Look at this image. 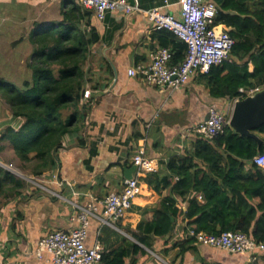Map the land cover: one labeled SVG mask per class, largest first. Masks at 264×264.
<instances>
[{
  "label": "crops",
  "instance_id": "crops-1",
  "mask_svg": "<svg viewBox=\"0 0 264 264\" xmlns=\"http://www.w3.org/2000/svg\"><path fill=\"white\" fill-rule=\"evenodd\" d=\"M67 1L80 3L0 0V16L11 23L13 33L0 36L29 37L36 25L61 21L62 9L71 5ZM126 1L141 11L127 16L123 10H116L107 13L103 21L91 17L100 41L88 64L92 83L87 91L93 102L87 123L78 135L64 139L66 148L59 150L54 171L36 176L28 169V178H20L24 183L21 195L11 199L0 215V264H50V254L43 253L42 259L37 255L40 240L52 232L78 227L81 208L94 199L121 192L142 146L146 157L153 161L154 171L148 175L158 174L161 179L171 175L167 167L173 158H183L194 149L197 133L192 129L206 120L209 106L214 103L204 74L196 73L175 91L160 90L145 84L139 76H129V69L148 65L158 49L171 48L173 34L156 30L145 13L160 9L180 18L181 0ZM8 27L4 32L9 31ZM253 69L251 66L250 71ZM219 102L223 110L232 112L234 99ZM261 137L264 139V135ZM146 177L140 181L132 208L115 227L104 225L98 216L89 217L87 247L98 240L103 254L129 244L146 252L145 256L131 255L124 264H264V253L252 258L195 244L194 250L180 252L173 245L189 238V228L181 220L166 238L150 239L149 246L141 243L135 238L138 225L151 221L154 209L162 208L173 196L168 189L156 192ZM102 209L99 206L98 215Z\"/></svg>",
  "mask_w": 264,
  "mask_h": 264
},
{
  "label": "trees",
  "instance_id": "trees-1",
  "mask_svg": "<svg viewBox=\"0 0 264 264\" xmlns=\"http://www.w3.org/2000/svg\"><path fill=\"white\" fill-rule=\"evenodd\" d=\"M216 2L215 24L223 25L235 43L230 61L212 66L203 75L214 99L209 110H223L219 101L241 97L240 89H264V0ZM61 15L59 22L36 25L28 37L33 51L28 64L31 79L22 86L0 79V91L12 112L0 141L9 142L22 168L36 176L56 169L58 152L66 148L64 139L84 129L93 102L91 97L86 99L85 92L92 83L88 64L100 41L91 24L94 14L72 1ZM170 43L172 64H180L186 45L174 36ZM253 132L261 137L264 127ZM260 153L264 146L258 151L255 139L235 134L230 127L213 139L197 134L192 153L168 164L170 176L146 177L156 192L168 189L173 196L162 208L154 209L151 221L138 225L135 238L149 246L148 240L166 238L181 220L197 232L220 235L239 231L257 243L264 242V169L253 162ZM23 187L22 179L0 165V215L11 199L21 195ZM192 244L197 245L187 238L173 247L185 253L194 250ZM131 255L145 256L146 252L129 244L104 253L102 262L124 264Z\"/></svg>",
  "mask_w": 264,
  "mask_h": 264
},
{
  "label": "built area",
  "instance_id": "built-area-1",
  "mask_svg": "<svg viewBox=\"0 0 264 264\" xmlns=\"http://www.w3.org/2000/svg\"><path fill=\"white\" fill-rule=\"evenodd\" d=\"M84 9L92 11L94 16L103 21L107 13L123 10L129 16L141 10L132 6L126 0H79ZM181 17L152 9L145 14L150 24L156 30H165L173 34L178 42L186 45L184 60L177 65L172 64L174 52L169 47H162L152 56L148 65H137L129 69V76L141 77L142 81L160 90L175 91L180 89L196 73L208 74L212 66L224 61H230V55L235 41L221 24H215L218 13L216 0H181ZM259 89L246 91L240 89L242 96L253 95ZM234 99V103L245 97ZM90 98V91L85 92ZM231 112L210 108L206 120L196 125L192 132L213 139L225 132L229 127ZM142 146L133 158L137 165V174L133 180L125 181L119 193H111L105 198L94 199L88 207L81 208L78 220L80 225L69 231H55L43 237L38 245L37 255L43 258V253L51 255L50 264H103V250L97 240L92 247L86 246L89 234V217L98 216L104 225L115 227L133 206V202L140 192V181L154 171L153 161L148 159ZM253 162L264 169V153L254 157ZM203 201L202 196L198 197ZM99 206L102 212L98 215ZM189 238H193L197 245L218 248L232 255L255 258L264 253V242L257 243L248 235L236 231L213 235L197 232L190 228Z\"/></svg>",
  "mask_w": 264,
  "mask_h": 264
},
{
  "label": "rangeland",
  "instance_id": "rangeland-1",
  "mask_svg": "<svg viewBox=\"0 0 264 264\" xmlns=\"http://www.w3.org/2000/svg\"><path fill=\"white\" fill-rule=\"evenodd\" d=\"M10 25L9 22L4 21L3 16H0V35L13 34L12 31H10ZM5 26H9L7 28L9 31L4 32ZM21 39H24L23 42L18 44ZM32 52V47L27 35L25 37L0 36V79L14 83L18 86H22L25 80H30L32 73L28 64ZM2 95L3 94L0 91V136L1 133L7 129V125L10 122L12 115L9 106ZM0 150V165L13 172L19 178H28L27 175H29V173L27 170H23V168L21 169L23 163L14 153L12 145L9 142L0 141Z\"/></svg>",
  "mask_w": 264,
  "mask_h": 264
},
{
  "label": "water",
  "instance_id": "water-1",
  "mask_svg": "<svg viewBox=\"0 0 264 264\" xmlns=\"http://www.w3.org/2000/svg\"><path fill=\"white\" fill-rule=\"evenodd\" d=\"M229 127L235 134L253 138L258 143V151L264 146V140L254 133V130L264 127V89H259L255 94L246 96L234 103L230 116ZM137 165L129 170L132 175L128 178L133 180V173L137 171Z\"/></svg>",
  "mask_w": 264,
  "mask_h": 264
}]
</instances>
